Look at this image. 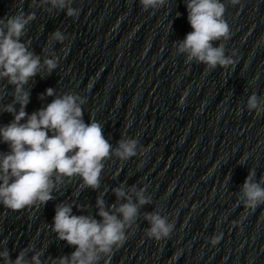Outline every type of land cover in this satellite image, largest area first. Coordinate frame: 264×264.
<instances>
[{
	"label": "clouds",
	"instance_id": "1",
	"mask_svg": "<svg viewBox=\"0 0 264 264\" xmlns=\"http://www.w3.org/2000/svg\"><path fill=\"white\" fill-rule=\"evenodd\" d=\"M228 2L233 6L241 4V0ZM165 3L166 0H140L145 11L158 9ZM72 4L73 0H33L31 6L43 7L48 13L66 11L68 17H77L79 10ZM185 4L193 31L177 43V54H185L186 64H204L206 72L217 66L225 70L234 67L235 51L232 56H226L223 43L214 46V42L230 38V27L224 19L225 3L221 0H186ZM35 19L34 12L25 14L23 11L0 18V80L6 79L14 89L12 102L0 109L14 117L7 125L0 126V143L9 147L8 152H0V205L14 212L46 205L54 199L53 192L65 185V180L70 183L74 177L82 181L79 189L97 190L104 161L113 155L127 161L148 151V148L138 147L137 139L126 136L113 148L105 138L100 122L95 119L85 122L82 105L86 98L79 94L67 92L57 96L54 89L48 88L43 95L54 99L38 111L26 112L30 92L25 86L38 73L50 75L58 67L60 59L53 50L41 62L40 56L29 49L28 43L22 42L27 26ZM68 39L57 29L50 34L48 47H52L54 42L64 44ZM187 94V91L183 93L179 101L181 105ZM17 104L19 109L15 107ZM246 107L259 116L264 113V97L253 92ZM262 184L264 177L257 181L255 170L250 169L238 194V203H242L244 209L255 210L264 205ZM146 190L147 186L126 188L121 184L112 190L117 202L108 206L101 194L96 200V215L100 219L73 214L71 204L56 205L52 231L59 240L74 246L75 251L52 259L51 264H100L102 259L104 264H109L114 249L125 243L126 232L135 230L140 209L152 203L151 195L145 194ZM143 219L150 225L145 229V235L156 241L169 238L174 229V222L159 211L145 212ZM221 237L222 234L213 235L210 243L216 245ZM33 251L30 244L13 260L4 247L0 250V260L3 264H43L40 259L43 250L35 251L28 259Z\"/></svg>",
	"mask_w": 264,
	"mask_h": 264
}]
</instances>
